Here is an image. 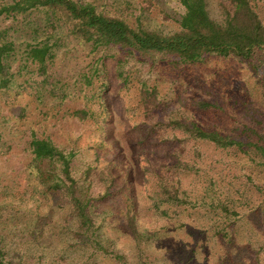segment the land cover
<instances>
[{
  "label": "rangeland",
  "instance_id": "374dc122",
  "mask_svg": "<svg viewBox=\"0 0 264 264\" xmlns=\"http://www.w3.org/2000/svg\"><path fill=\"white\" fill-rule=\"evenodd\" d=\"M74 1L163 35L184 12L179 0ZM204 1L223 23L229 0ZM248 1L264 23V0ZM0 43L11 46L0 85L3 263L264 264L261 52L188 64L94 47L47 8L0 15ZM44 45L43 62L29 56ZM194 125L240 144L196 137ZM34 138L72 155L69 179L34 158Z\"/></svg>",
  "mask_w": 264,
  "mask_h": 264
},
{
  "label": "trees",
  "instance_id": "16d2710c",
  "mask_svg": "<svg viewBox=\"0 0 264 264\" xmlns=\"http://www.w3.org/2000/svg\"><path fill=\"white\" fill-rule=\"evenodd\" d=\"M179 2L184 9L179 31L168 35L133 28L122 19L103 15L96 12L92 5L74 0H13L9 4L0 5V15L26 13L37 8L51 9L67 17L72 23V32L91 42L94 47L115 45L139 54H162L176 63L197 64L211 55L242 59L252 58L257 52L264 55V23L248 0H229L230 9L223 23H217L209 17L204 0ZM10 51L8 43H0L1 86L6 83L4 59ZM48 51V45L34 47L29 51V56L43 62ZM193 132L196 137L208 139L219 146L240 144L197 126L193 127ZM30 146L35 159H50L60 163L63 174L70 178V153L65 154L45 139L34 138ZM75 201L79 204L78 200ZM81 216L85 218L82 211ZM0 264L10 263L0 260Z\"/></svg>",
  "mask_w": 264,
  "mask_h": 264
}]
</instances>
